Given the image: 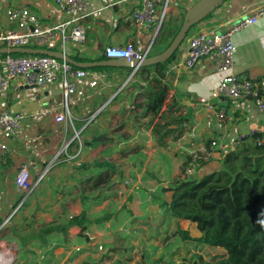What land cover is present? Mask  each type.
I'll return each instance as SVG.
<instances>
[{
  "label": "crops",
  "instance_id": "obj_1",
  "mask_svg": "<svg viewBox=\"0 0 264 264\" xmlns=\"http://www.w3.org/2000/svg\"><path fill=\"white\" fill-rule=\"evenodd\" d=\"M198 1L174 0L166 26L184 16ZM88 2L89 13L82 21L87 31L86 41L77 50L69 49L68 56L101 62L110 60L104 55L106 47L125 46L136 37L145 42L150 40L151 33L139 35L131 20L136 2L113 9L104 8L106 0ZM24 5L47 25L67 18L55 0H0V30L13 28L6 14L8 7ZM261 8L264 0H227L193 29L225 32ZM161 42L160 38L150 56L161 53L166 45ZM234 42L237 52L233 73L251 81L262 78L264 20L236 32ZM185 58L186 53L178 49L176 59L166 66L161 78V83L169 87L162 112L173 106L176 113H170L169 118L174 114L185 119L178 139L173 134L161 139L155 137V124L164 121L145 112L144 104L153 86L151 81L158 76L154 66L140 68L133 77L119 67L85 69L88 76L78 82L76 94L69 98L70 119L62 122H57L52 113V110L61 112L64 107L60 84L46 88L11 87L0 95V114L26 116L16 136L1 138L9 145L10 152L0 155V264H18L22 254H36L41 259L60 260L62 264H83L81 261L91 259L97 264L106 263L102 258L104 252L96 249L101 242L99 237L103 241L107 234L114 239L117 228H127L129 240L135 243L140 233L149 241L150 230L160 231L165 219L177 226V221L165 213V206L170 204V189L192 153L207 148L209 140H222L231 148L242 134L248 137L253 130L264 132V112L253 102L217 95L221 75L216 73L211 58H202L192 70L179 66ZM222 109L231 120L219 132L217 113ZM79 131H82L83 154L76 158L79 142L72 140ZM218 158L215 155L211 159ZM22 164L28 166L32 180L49 170L18 209L24 192L16 184V177ZM216 168V162L212 161L196 175L202 177ZM82 213L90 222L87 229L72 227L67 232L43 234L44 227L67 226L72 217ZM22 222L27 224L21 226ZM178 223L192 237L201 236L196 224L184 220ZM31 228L40 232L39 236L27 240L19 236L20 229ZM88 234L96 239L90 242ZM79 247L84 250L91 247L93 251L81 255L72 251ZM112 255L114 252L108 257Z\"/></svg>",
  "mask_w": 264,
  "mask_h": 264
},
{
  "label": "built area",
  "instance_id": "obj_2",
  "mask_svg": "<svg viewBox=\"0 0 264 264\" xmlns=\"http://www.w3.org/2000/svg\"><path fill=\"white\" fill-rule=\"evenodd\" d=\"M136 2L131 10V20L139 35L151 33V38L145 42L141 37L130 40L125 46L106 47L104 55L108 59H123L128 63L141 62L149 57L153 46L164 34L169 18L172 0H106L105 9L121 7L125 3ZM60 11L67 18L58 24H44L28 5L8 7L6 14L13 28L0 30V46L8 48H41L62 52L67 55L69 49L77 50L86 41V27L82 23L88 15L90 5L88 0H55ZM264 20V8L255 14L241 19L236 25L225 32L191 29L179 47L186 53L185 60L179 65L185 70H192L202 58L209 57L213 61L217 74L221 75L216 93L218 96L230 100H249L260 112H264V82L254 84L246 77L233 73L237 48L234 42L236 32L246 30ZM139 67L132 70L131 77L139 72ZM85 69L76 68L66 61H61L49 56L13 55L0 56V95L7 93L11 87H36L46 88L60 84L64 94V107L61 112L52 110L57 122L70 119L69 98L76 94L78 82L88 76ZM131 109H134L131 108ZM218 123L216 129L222 132L228 121L225 110L217 113ZM26 116L23 113L4 112L0 114V155L5 156L10 152L9 145L2 137L16 136L25 124ZM82 131L76 132L72 141H78L79 146L76 158L83 154ZM258 131L253 130L248 136H255ZM247 135H240L243 141ZM264 139H260L262 143ZM68 145L61 151L65 152ZM228 149L222 140H214L211 146L190 155L187 165L177 181L190 180L196 176L203 163L215 155ZM47 168L37 180H32L28 166L22 164L16 177V184L23 190V200L18 209L37 189L48 173ZM9 220L4 224L6 225ZM93 242L96 237L87 235ZM94 244V243H93ZM103 249L102 245H99ZM77 251H80L77 248Z\"/></svg>",
  "mask_w": 264,
  "mask_h": 264
},
{
  "label": "trees",
  "instance_id": "obj_3",
  "mask_svg": "<svg viewBox=\"0 0 264 264\" xmlns=\"http://www.w3.org/2000/svg\"><path fill=\"white\" fill-rule=\"evenodd\" d=\"M182 20L183 16L171 20L166 26L162 40L166 45L160 50L161 53L176 37ZM177 53L168 62L154 66L158 76L151 81L153 86L144 104L146 113L164 121L156 123L153 128V135L159 139L172 134L174 139H178L183 133L185 119L174 117V114L169 118L174 111L173 106H168L162 112L169 87L161 83V78L166 66L176 59ZM70 57L77 62L90 61L75 55ZM252 82L261 84L264 76L258 80L252 79ZM260 139H264V132L246 137L236 146L228 148L218 159H209L201 166L215 161L217 168L214 171L202 177L196 175L190 180L176 181L170 189L171 201L166 204L165 213L177 221L173 235H180L185 242L197 248L198 244H202L226 252L223 258L215 262H205L202 256L194 254L192 262L198 259L200 264H264V141L259 143ZM213 140L206 143L207 149ZM180 220L196 224L201 236L192 237L189 231L181 229ZM89 224L85 213H82L72 217L67 226H47L42 231L45 236L67 232L72 227H80L83 231Z\"/></svg>",
  "mask_w": 264,
  "mask_h": 264
},
{
  "label": "rangeland",
  "instance_id": "obj_4",
  "mask_svg": "<svg viewBox=\"0 0 264 264\" xmlns=\"http://www.w3.org/2000/svg\"><path fill=\"white\" fill-rule=\"evenodd\" d=\"M174 1V0H173ZM173 1L170 4L172 8ZM163 35L161 40H163ZM77 141V140H76ZM26 222V221H25ZM22 222L21 226H25L27 223ZM160 231L150 230L149 241L142 238L141 233L138 234V238L135 239V243L129 240L130 234L126 231L127 228H117V237L112 239V236L105 234L103 236V241L99 237L97 245H102L103 249L99 246L96 248L98 252H104L102 258L108 264H200L198 259L192 262V256L194 254L202 256L205 262H215L220 258H223L226 254L224 249L215 248V247H205L202 244H198V248L195 247L192 243L185 242L180 235L174 236L173 232L176 229V224L169 223L168 219H165L163 224L160 226ZM22 229V228H21ZM19 231L20 237H25L27 240L29 237H36L39 233L38 231L31 228L29 231L21 230ZM159 229V228H158ZM189 231V230H188ZM190 232V231H189ZM191 234V233H190ZM39 236V235H38ZM121 240L125 242L119 243ZM23 245L22 243H20ZM127 245V248L124 246ZM81 247H79L80 249ZM77 249L72 250L77 252V254H84L86 251H93V248L90 247L89 250H84L83 248L80 251ZM95 252V250H94ZM110 252H114L112 257H108ZM102 260V259H101ZM95 260H85L81 261L83 264H97ZM102 263V262H101ZM103 262V264H106ZM18 264H62L60 260H47L41 259L36 254H22ZM82 264V263H80Z\"/></svg>",
  "mask_w": 264,
  "mask_h": 264
},
{
  "label": "water",
  "instance_id": "obj_5",
  "mask_svg": "<svg viewBox=\"0 0 264 264\" xmlns=\"http://www.w3.org/2000/svg\"><path fill=\"white\" fill-rule=\"evenodd\" d=\"M226 0H200L190 7L184 14L179 32L174 40L165 51L160 54L149 56L141 62L128 63L123 59H113L101 62H77L70 56L62 52L51 51L41 48H8L0 46L1 55H33V56H49L61 61H66L70 65L80 69H93L98 67H119L125 69L128 73H132L135 67L148 68L168 62L178 51L182 42L186 39L189 31L205 21L219 6ZM197 264V263H195Z\"/></svg>",
  "mask_w": 264,
  "mask_h": 264
}]
</instances>
